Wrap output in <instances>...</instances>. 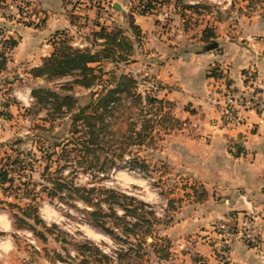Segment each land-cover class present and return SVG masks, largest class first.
<instances>
[{
	"label": "rangeland",
	"instance_id": "rangeland-1",
	"mask_svg": "<svg viewBox=\"0 0 264 264\" xmlns=\"http://www.w3.org/2000/svg\"><path fill=\"white\" fill-rule=\"evenodd\" d=\"M8 1L10 0H0V11L6 18L20 20L27 24L29 22L34 23L36 20L37 22L43 20L33 7L10 8ZM70 1L73 5L79 2V0ZM86 1L91 2L96 7L97 15L89 21L84 19L85 22L80 24L85 25L84 29L79 28L81 32L75 34L64 31V36L75 47L96 51L104 47L107 40L105 41L100 35H95V30H99L101 25L107 30L119 29V40L109 44L113 51L108 53V56L112 57L113 60L102 59L100 62L92 63V65H97L96 71H99L97 72L99 78L90 86H83L66 80L72 77L44 83L34 80L33 86H49L59 93H72L78 105L83 106L99 94L103 87L115 86L119 76L127 74L136 79L137 84L134 89L138 93L144 97H156V100H150L149 103L145 104L144 113L141 114L138 108H135L132 115V119L135 121V130L132 133L142 127L141 119L143 115L146 117V124H144L142 132L145 133L144 141L140 144L131 143L124 150L123 155L105 169L106 171L95 172L94 168L80 166L84 160L80 153L73 152L75 158L69 160L70 158L64 148V143L73 136L71 118L75 110L57 112L49 104L36 102L32 103L27 111L19 109L18 112L16 110L12 112L9 110L7 100L9 102L16 101L18 93L14 94L11 89L8 90L9 94L1 101L0 105V117L5 120L9 119L5 127L0 129V166H2L7 155H10L12 159H20V162L22 161L25 165L24 168H20V165L17 164L15 170L10 171V175L13 177L11 186L6 187L7 183L5 185L0 184V246H2L0 248L12 247L13 250L9 259L13 263L16 261L18 263L44 261L45 256L42 254L45 253H39L35 247L38 243L47 245L48 250L56 248L64 256L66 254L62 247H66L70 251L71 257H69L70 260L63 262L96 264L95 261L82 262L85 254H82L79 245L98 246L104 251L112 252L113 250L119 251L128 241L139 243V240H142L141 232L136 235L133 232H124L114 226V233H108L93 223H89L87 217L91 216L88 215V211L96 210L98 206L102 218L110 227L117 225L116 221H118L112 215L113 212L114 215L128 222L134 217H141L142 215L146 218H154L153 235L158 247V243H161L162 240H158L156 237H164V235L159 234V227L172 219V214L179 205L192 198V195L196 200L198 194L205 196V191L197 181L177 173L167 158L163 156L169 138L175 134L179 127L183 126V121L177 115L175 99L167 98L164 95L167 90L169 91V88H177L176 81L168 84L159 75L161 71L166 76L168 72L182 69L181 66L175 64L176 56L179 54L186 53L190 49L206 48L207 42L201 38L202 29L207 25L211 26L215 31V39L217 26L214 24V20L227 18L229 23L236 20L235 17L238 14L235 11L236 6L243 0H235L237 5L235 4L234 8L229 5L224 6L228 0H115L119 8L115 7V3H111L113 0ZM257 1L259 2V0H248L247 3L244 2L245 8L241 5L239 7L242 12L249 14ZM27 3L29 2L23 1L24 6ZM249 6L252 7L249 8ZM7 9L8 12L6 13ZM138 14L147 16L150 20H148V25L151 26V30L143 31L145 28H141L138 24L139 28H130V20L135 22V16ZM98 16L100 19H97ZM142 20L145 25L144 18ZM214 69L215 66H211V69L207 70L211 71L215 77L219 76L220 70ZM13 77L16 76L13 75ZM223 82L224 79L221 83ZM217 85L215 84L212 89H218L215 88ZM210 93L207 94V101L222 107L221 103L215 104L214 101L210 100ZM185 106L189 112L193 113V110H196L190 108L188 104ZM244 119H246L245 116ZM24 129H28V133L25 134ZM57 158L60 160L59 163L65 165L62 167L61 173L57 174L61 176V181L86 190L89 188L97 190L113 188L127 194L130 198H126L120 203H109L102 200L100 201L101 204L97 205L94 202L99 201L95 197L99 196H94L93 202H85L79 197L73 200L67 193L63 196L50 195L45 188L46 186L51 187L50 182L46 180L50 174L43 170L44 166L48 164L49 170L54 171L58 166ZM73 159L76 160L73 161ZM134 159L140 161L145 167L146 176H142L136 170L128 167ZM15 161L16 163L19 162ZM51 175H56V173ZM25 186H29L38 192L35 201L32 203L37 204L41 219L48 224L52 231L50 234L46 233L47 238L44 242L37 239L29 227L33 225L35 229H42L40 224H34V221L28 218L26 221L29 224L22 223V221L16 222V225H22V227L13 224L14 218L11 211L16 212L21 217L24 216L7 202L12 201L25 206L31 198L25 190ZM69 193L75 194L73 190ZM61 197L65 199L63 200ZM165 198H167L166 206H164ZM128 201L133 204L142 202L151 205L153 208H146V210H151L154 213H126L122 203L128 204ZM161 208H165L164 213H156V211H161ZM151 241V236L147 235L144 244H142L146 251L145 259L149 256V250H151L149 243ZM51 256L57 259V255L53 252L50 253Z\"/></svg>",
	"mask_w": 264,
	"mask_h": 264
},
{
	"label": "crops",
	"instance_id": "crops-1",
	"mask_svg": "<svg viewBox=\"0 0 264 264\" xmlns=\"http://www.w3.org/2000/svg\"><path fill=\"white\" fill-rule=\"evenodd\" d=\"M26 1L42 16L39 24L9 19L0 11V41L8 37L16 39L5 67L0 68V105L15 83L32 88L34 80L47 82L43 76H34L31 69L51 53L54 39L64 35L55 32L77 34L81 32L79 28L85 27L81 23L97 15L96 7L86 0L74 5L70 0ZM244 2L248 0L238 5L235 0H228L224 5L233 8L237 5L236 20L231 23L227 18L214 20L217 26L214 47L179 54L175 64L182 69L166 76L161 71L159 75L168 84L176 81L177 88H169L164 95L175 99L177 115L183 121V126L169 138L163 156L177 173L197 181L205 196L196 200L192 195L183 201L172 219L159 227V234L169 241L168 254L160 257L151 249L147 264H264V255L241 238L235 236L229 245H224L213 230L218 219L253 210L258 238L264 244V108L261 112L244 111L245 122L228 129L222 124L220 107L206 99L219 83L241 87L256 78L260 89L264 88V0L257 1L249 14L239 7L245 8ZM148 20L146 15L135 16V23L145 28L143 31L151 30ZM211 66L220 70L219 76L207 70ZM22 99L11 101L9 110L24 109L26 94H22ZM185 104L196 110L189 112ZM7 120L0 117V129ZM232 134L240 139L243 148L240 154H232L227 148ZM46 246L35 245L39 253H45L42 254L45 260L29 263H13L9 259L12 247L0 248V264H82L51 259L52 250H44Z\"/></svg>",
	"mask_w": 264,
	"mask_h": 264
},
{
	"label": "trees",
	"instance_id": "trees-1",
	"mask_svg": "<svg viewBox=\"0 0 264 264\" xmlns=\"http://www.w3.org/2000/svg\"><path fill=\"white\" fill-rule=\"evenodd\" d=\"M36 24H39V22ZM129 24L130 28H139L134 20H130ZM119 31V29L107 30L103 25L100 26L99 30H95V35H100L105 41L107 40V44L96 51L73 46L64 35H60L64 34V31H57L55 32V35L59 34L62 37L54 39L53 50L51 53L43 58L40 65L33 67L31 73L34 76H43L47 81L59 80L64 76L70 75L72 78L66 79L70 80L69 82H74L83 86H90L99 78L97 73L99 71H96L97 65H92V63L100 62L102 59L113 60L112 57L108 56V53L113 51L109 44L119 40ZM201 36L202 40L207 42L206 48H212L215 46V31L211 26H205L202 29ZM0 42L7 50V53H5V50H0V54L3 53L2 59L0 60V68H3L8 60L10 50L16 44V39L8 37ZM136 84L137 81L134 77L127 74H121L115 86L109 88L103 87L99 94L93 99L91 98V100L83 106L78 105L77 100L72 93H59L49 86H33L31 88V94L34 97L33 104L36 102H42L46 105L49 104L53 107L54 111L62 113L66 110H75L71 118V132L73 136L70 140L64 143L66 154L70 158L69 160H72L71 158H75L73 152H76L77 154L80 153L84 157L80 166H85V168L90 169L94 168L95 172H97L106 171L105 169L111 164H114L115 160L123 155L124 150L127 149L131 143L140 144L144 141L145 133L142 132L144 130V124H146V117L143 115L140 123L142 127L138 131L132 133L135 130V121H133L132 115L134 114L135 108H138L141 114L144 113L145 104L149 103L150 100H156V97L150 98L142 96L134 89ZM7 102L10 103L8 100ZM28 109L29 107L25 110L27 111ZM58 156L61 158L59 154ZM1 160L4 161V159ZM15 160L19 162L16 163ZM74 160L76 159H73V161ZM56 161L58 162V166L54 171L49 170L50 166L48 164L44 166L43 170L45 173L50 174V177L46 180L50 182L51 187H45L47 193L50 195L63 196V194L67 193L68 196L73 198V200H75L76 197H79L85 202H93V197L99 196L95 197L97 198L96 200L99 201L94 202L97 205H99L102 200L109 203H120L126 200V198H130L127 194L113 188H104L101 190L89 188L86 190L80 189L74 184H68L65 181H61V176H58L57 174L61 173L62 167L65 165L59 163L60 160L58 158ZM17 164L20 165V168H24L25 166L18 158L12 159L10 155L5 157V161L2 163V166H0L1 185H5V183L8 184L6 187L12 185L13 177H11L10 171H14ZM130 165L139 166L142 170L145 168L140 161H136L135 159ZM53 173H56V175H51ZM25 190L31 196L30 201H28L25 206H21L12 201L7 202L12 207L18 209L20 214L24 216L21 217L16 212L11 211V215L14 218L13 224L17 227H22V225H16L17 221L29 224L27 223L26 218L34 221V224H40L42 229H35L33 225H30L29 227L34 236L44 242L47 238L46 233L50 234L52 231L48 224L41 219L38 213L37 204L32 203L35 201L38 192L29 186H25ZM71 190H73L75 194L69 193ZM61 198L63 200L65 199L63 197ZM202 198H204V196L198 194V199ZM122 204V206H125L126 213H154L151 210H146L145 205L147 204L142 202H136L133 204L128 201V204L130 205L125 204V202ZM114 214L115 213L113 212L112 215L118 221H116L117 225H113L112 227L106 225V221L102 218L99 206L96 210L88 211V215L91 217L87 218L89 223H93L96 227L108 233H114V226L127 233L133 232L138 235L141 232L142 240H139V243L132 241L126 242L119 251H116L115 258H112L98 246L88 247L85 244L79 245L78 247L81 252H83L82 254H85L82 262L88 263L89 261H95L96 264H147L149 258L145 259L144 256L146 251L144 250L145 247H142L147 235H150L152 238V241L149 243L151 249L160 257L167 256L169 241L165 237H156L158 240H162L161 243H158L157 247V241L154 240V218L150 219L142 215L141 217H134V219L128 222ZM43 248L46 250V247ZM62 249L65 251L66 256L61 255L56 248H52L51 250L57 255L58 260H70V251L64 246ZM51 257V259H56L53 256Z\"/></svg>",
	"mask_w": 264,
	"mask_h": 264
},
{
	"label": "built area",
	"instance_id": "built-area-1",
	"mask_svg": "<svg viewBox=\"0 0 264 264\" xmlns=\"http://www.w3.org/2000/svg\"><path fill=\"white\" fill-rule=\"evenodd\" d=\"M24 0H10L8 1V7L10 8H30V4L23 5ZM20 10V9H19ZM8 12V9L5 11ZM12 12V11H11ZM33 20V17H31ZM37 22V20H36ZM82 45V43H80ZM0 50L7 53V50L4 48V45L0 42ZM2 54H0V60L2 59ZM71 77L70 75L64 76L62 78ZM216 88L210 91V100L214 101L215 104H222L220 107V118L222 124L228 129H234L240 126L245 122L244 111L254 110L261 112L264 108V88L260 89L256 78H251L249 83L238 87V86H226L218 85ZM220 89V90H219ZM11 91L16 95V98L23 101L22 96L19 94H26L28 98L27 103L23 106L24 109L28 108L33 102L34 97L31 94V88L27 84L13 85ZM6 108V107H5ZM28 129H24L23 132L28 133ZM227 148L232 154H240L242 151V146L240 139L236 134L229 136L227 140ZM129 168L136 170L142 176H146L144 170L139 166L128 165ZM167 205V198L164 199V206ZM145 208H153L151 205H145ZM165 208H161V211H156V213L163 214ZM213 230L218 234L219 239L224 245H229L230 240L237 236L241 238L247 245L254 247L259 250V252L264 255V244L259 240L255 215L253 210H249L246 213H243L241 216H229L227 218H220L213 224ZM103 250V249H102ZM104 251V250H103ZM112 258H115L116 251L107 252Z\"/></svg>",
	"mask_w": 264,
	"mask_h": 264
},
{
	"label": "water",
	"instance_id": "water-1",
	"mask_svg": "<svg viewBox=\"0 0 264 264\" xmlns=\"http://www.w3.org/2000/svg\"><path fill=\"white\" fill-rule=\"evenodd\" d=\"M115 7L119 8V5L115 3ZM215 44V43H214Z\"/></svg>",
	"mask_w": 264,
	"mask_h": 264
}]
</instances>
